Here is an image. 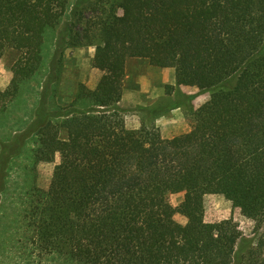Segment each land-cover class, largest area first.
<instances>
[{
  "label": "trees",
  "instance_id": "1",
  "mask_svg": "<svg viewBox=\"0 0 264 264\" xmlns=\"http://www.w3.org/2000/svg\"><path fill=\"white\" fill-rule=\"evenodd\" d=\"M66 12V38L75 27L74 46L97 40L105 73L77 94L82 109L43 112L33 131L38 161L61 157L25 214L39 254L55 264H264V234L255 229L240 251L237 224L203 221L204 198L218 195L264 223V0H0V59L19 53L7 95L37 74L44 36ZM130 58L210 92L188 133L118 127ZM180 193L173 207L167 198Z\"/></svg>",
  "mask_w": 264,
  "mask_h": 264
},
{
  "label": "rangeland",
  "instance_id": "2",
  "mask_svg": "<svg viewBox=\"0 0 264 264\" xmlns=\"http://www.w3.org/2000/svg\"><path fill=\"white\" fill-rule=\"evenodd\" d=\"M67 25L68 12L53 32H46L41 67L18 86L14 98L5 92L10 88L19 53L6 49L0 59V264H55L52 257L39 254L33 246L29 216L25 214L33 191L51 189L61 157L56 153L50 162L38 161V133L33 131L43 112L59 114L56 107L66 111L82 109L75 101L77 94L92 93L105 73L93 59L98 41L74 46L78 42L74 39L75 27L74 34L66 38ZM190 96L191 101L187 99ZM209 98L208 91L176 86L174 69L155 68L142 59L130 58L125 62L121 99L115 106L117 125L123 131L154 128L163 139H172L191 130ZM60 137L65 138L63 131ZM4 173L6 177L2 176ZM183 197L182 193L174 194L167 201L177 207ZM203 203L205 223L231 220L238 225L244 236L240 251L250 246L247 239L257 238L255 229L264 234V223L257 228L224 197L208 195ZM173 220L178 226L186 224V219L178 214Z\"/></svg>",
  "mask_w": 264,
  "mask_h": 264
}]
</instances>
